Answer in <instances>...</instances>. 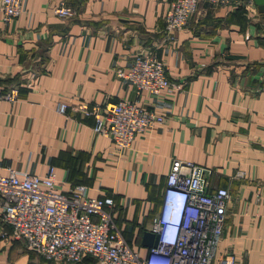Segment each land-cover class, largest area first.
<instances>
[{
	"label": "crops",
	"instance_id": "obj_1",
	"mask_svg": "<svg viewBox=\"0 0 264 264\" xmlns=\"http://www.w3.org/2000/svg\"><path fill=\"white\" fill-rule=\"evenodd\" d=\"M55 1L23 0L20 15L0 20V175H41L52 165L57 189L82 184L91 197H110L122 237L143 254L171 160L191 161L204 169L207 191L230 195L217 255L264 264V14L200 2L168 41L172 0H63L69 19L52 14ZM147 53L173 87L157 97L136 94L115 73ZM13 86L17 99L1 98ZM118 100L162 115L121 150L70 109ZM26 250L0 224V264L36 262Z\"/></svg>",
	"mask_w": 264,
	"mask_h": 264
},
{
	"label": "built area",
	"instance_id": "obj_2",
	"mask_svg": "<svg viewBox=\"0 0 264 264\" xmlns=\"http://www.w3.org/2000/svg\"><path fill=\"white\" fill-rule=\"evenodd\" d=\"M200 2L255 11L253 0H172L163 14L168 41L173 40V32L186 26ZM22 12L23 0H0L3 23ZM51 12L60 19L74 15L63 0L53 2ZM165 72V65L148 53L135 55L126 69H115L136 94L145 91L152 97L173 88ZM17 96L18 88L13 86L1 98L13 102ZM68 107L58 102L55 111L65 114ZM70 109L90 117L93 133L109 139L119 150L129 148L135 136L162 122L157 111L128 100L103 105L80 102ZM203 170L191 161L171 160L161 204L150 223L156 241L143 254L122 237L110 197H91L82 184L57 189L52 165L41 175L13 169L0 175V224L9 228L12 238L22 240L27 250L49 262L75 263L90 256L99 264H236L233 253L217 255L229 192L223 187L207 191Z\"/></svg>",
	"mask_w": 264,
	"mask_h": 264
},
{
	"label": "water",
	"instance_id": "obj_3",
	"mask_svg": "<svg viewBox=\"0 0 264 264\" xmlns=\"http://www.w3.org/2000/svg\"><path fill=\"white\" fill-rule=\"evenodd\" d=\"M253 3L257 9V12L264 14V0H253ZM156 241V237L153 233L150 231L143 232L141 237V244L145 247H151L154 246Z\"/></svg>",
	"mask_w": 264,
	"mask_h": 264
},
{
	"label": "rangeland",
	"instance_id": "obj_4",
	"mask_svg": "<svg viewBox=\"0 0 264 264\" xmlns=\"http://www.w3.org/2000/svg\"><path fill=\"white\" fill-rule=\"evenodd\" d=\"M24 247H25V245H24ZM25 249H26V247H25ZM26 251H28V252H30V253L33 254L32 251H29V250H26ZM33 258L36 259V262L35 261L34 262L29 261L28 264H33V263H35V264H99L98 261H96V259H94V258H92L90 256L83 257L80 261L75 262V263H55V262H49V261L43 259L41 256H39V255H37L35 253L33 254ZM30 260H31V257H30Z\"/></svg>",
	"mask_w": 264,
	"mask_h": 264
},
{
	"label": "trees",
	"instance_id": "obj_5",
	"mask_svg": "<svg viewBox=\"0 0 264 264\" xmlns=\"http://www.w3.org/2000/svg\"><path fill=\"white\" fill-rule=\"evenodd\" d=\"M85 257H87V256H85Z\"/></svg>",
	"mask_w": 264,
	"mask_h": 264
}]
</instances>
